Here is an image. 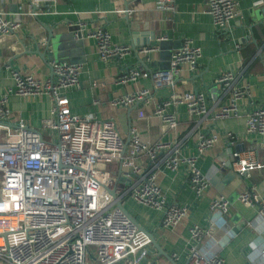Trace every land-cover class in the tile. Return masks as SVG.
Listing matches in <instances>:
<instances>
[{
	"label": "crops",
	"instance_id": "1",
	"mask_svg": "<svg viewBox=\"0 0 264 264\" xmlns=\"http://www.w3.org/2000/svg\"><path fill=\"white\" fill-rule=\"evenodd\" d=\"M31 1L0 0V14L22 23L17 41L21 50L0 47V97L15 87L9 67L45 80L53 76V61L80 65V84L67 92L74 114L112 118L126 140L136 126L149 142L179 141L180 153L198 155V168L210 180L207 191L197 196L184 168L158 171L157 181L167 198L189 209L185 219L174 227L160 226L163 211L130 196L123 202L127 213L151 232L162 250L175 257L178 264H185L191 228L195 224L208 226L212 217L216 221L215 239L201 244L207 256L219 255L224 264H264V218L258 206L245 205L239 199L243 191L252 188L264 199V135L248 134L246 127L254 107L251 101L264 107V0H236L240 14L227 30L215 27L206 11L207 0H173L174 9L159 8V0H55L41 3L36 16L32 15ZM80 22L85 28L77 25ZM75 25L78 29H73ZM97 28H106L114 43L130 45L132 53L120 61L101 60L96 41L88 37ZM51 35L59 47L56 57L47 51ZM186 39L202 49V57L196 70L183 65L174 76V91L202 93L207 108L217 112L230 96L224 93L220 78L232 73L234 86H248L251 92L249 97L239 99L238 116L213 121L212 113L203 118L191 114L186 105L171 106L170 110L177 113L178 127L169 129L154 116V110L160 100L172 94L171 87L156 86L151 77L118 83V77L130 67L170 71L173 55ZM45 52L46 58L42 56ZM142 88L151 91L148 101L130 108L111 104L114 98ZM8 107L12 121L22 118L39 129L51 116L52 100L48 95L21 97L11 92ZM211 129L219 132L220 139L199 154V137ZM227 132L235 138H227ZM236 151L244 158L253 153L263 166L239 173L233 157ZM219 196L231 203L228 215L223 217L211 210V200ZM151 250V259L156 263L168 258L153 244Z\"/></svg>",
	"mask_w": 264,
	"mask_h": 264
},
{
	"label": "built area",
	"instance_id": "2",
	"mask_svg": "<svg viewBox=\"0 0 264 264\" xmlns=\"http://www.w3.org/2000/svg\"><path fill=\"white\" fill-rule=\"evenodd\" d=\"M46 1L55 0L31 1L33 16ZM159 8L174 9L173 0H159ZM206 11L219 30H227L240 14L236 0H207ZM77 25L85 28L82 22ZM21 29L22 23L0 14V47L21 50L17 43ZM88 37L96 41L103 61H120L132 53L130 45L114 43L106 28H97ZM201 57L202 49L186 39L174 53L170 71L130 67L117 81L127 84L151 77L156 86L171 87L172 94L160 100L154 110V116L169 129L178 127V116L170 110L171 106L186 105L191 114L203 118L212 113L213 121L238 116L239 99L249 97L251 92L248 86L235 87L232 73L220 78L224 93L230 96L217 112L207 108L202 93L174 91V76L184 64L196 70ZM50 66L53 76L45 80L9 67L15 87L0 97V264H178L175 257L169 256L158 263L152 261L151 239L117 204L124 207L125 198L130 196L138 203L163 211L160 226L178 225L188 215V206L167 198L157 174L161 168H184L190 186L201 196L210 187V180L198 168V155H182L179 141L149 142L136 126L130 129L126 140L114 119L74 114L67 92L80 84L81 66L57 61ZM11 92L21 97L51 98V116L41 128H32L22 118L12 121L8 107ZM150 93V89L142 88L114 98L111 104L130 108L148 101ZM251 103L254 107L246 119L247 133L263 136L264 107ZM226 136L235 138L232 132ZM219 139V132L212 129L201 134L199 154ZM233 157L239 173L263 166L253 153L244 158L236 151ZM108 164L116 166L113 172L104 169ZM112 190L116 191V198L110 194ZM239 199L245 205L258 206L264 218V199L255 188L243 191ZM230 207L225 196L211 200V210L220 217L228 215ZM214 224L212 217L208 226L195 224L191 228L185 264H224L222 257L207 256L201 248L203 242L215 239Z\"/></svg>",
	"mask_w": 264,
	"mask_h": 264
},
{
	"label": "water",
	"instance_id": "3",
	"mask_svg": "<svg viewBox=\"0 0 264 264\" xmlns=\"http://www.w3.org/2000/svg\"><path fill=\"white\" fill-rule=\"evenodd\" d=\"M75 26H77V25H75ZM74 26V28L73 29H78V26L77 27H75ZM57 41H55L54 39H53V37H52V35L50 36V38L48 39V41L46 42L47 43V51L49 50L50 52H53V56L54 57H56V56H58V52H59V47H58V44L56 43ZM46 51V52H47ZM46 52L45 53H43V57L44 58H46ZM48 53V52H47ZM40 54H42V53H40ZM119 181H123V179H119ZM110 194L114 197V198H116L117 197V195H116V191L115 190H112V191H110ZM119 207H121V208H124L123 207V205L121 204V203H118L117 204ZM128 214V213H127ZM129 215V217L136 223V225L138 226V228L140 229V230H142L143 232H145L148 236H149V238L151 239V242H152V244L158 249V251L160 252V253H162L163 255H165V256H168L163 250H162V248H161V246L157 243V241H156V239H155V237H154V235L151 233V232H149V231H147L145 228H143L130 214H128Z\"/></svg>",
	"mask_w": 264,
	"mask_h": 264
},
{
	"label": "rangeland",
	"instance_id": "4",
	"mask_svg": "<svg viewBox=\"0 0 264 264\" xmlns=\"http://www.w3.org/2000/svg\"><path fill=\"white\" fill-rule=\"evenodd\" d=\"M116 166L114 164H108L104 166V169L109 170L110 172H113L115 170ZM111 177L113 178L114 176L111 175Z\"/></svg>",
	"mask_w": 264,
	"mask_h": 264
}]
</instances>
